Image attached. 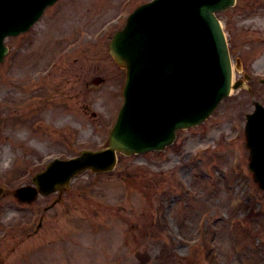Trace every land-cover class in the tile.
I'll return each instance as SVG.
<instances>
[{"label": "rangeland", "instance_id": "1", "mask_svg": "<svg viewBox=\"0 0 264 264\" xmlns=\"http://www.w3.org/2000/svg\"><path fill=\"white\" fill-rule=\"evenodd\" d=\"M148 1L58 0L29 31L6 39L0 264H264V190L249 170L244 133L253 98L264 104V0H238L220 13L233 62L240 57L255 77L254 96L234 91L163 151L119 154L112 171H84L60 200L14 195L52 159L107 147L126 79L109 42L126 11Z\"/></svg>", "mask_w": 264, "mask_h": 264}, {"label": "water", "instance_id": "2", "mask_svg": "<svg viewBox=\"0 0 264 264\" xmlns=\"http://www.w3.org/2000/svg\"><path fill=\"white\" fill-rule=\"evenodd\" d=\"M54 1L0 0V60L8 52L5 37L28 30ZM233 2L154 0L140 7L110 43L117 63L127 69V80L109 148L55 160L35 179L42 192L62 191L85 168L113 169L117 151L161 150L173 142L176 128L206 118L231 88L229 50L214 12ZM247 130L248 146L260 147L251 165L264 187V109L259 104ZM18 195L33 198L28 189Z\"/></svg>", "mask_w": 264, "mask_h": 264}]
</instances>
